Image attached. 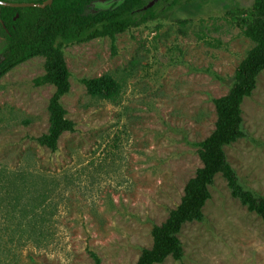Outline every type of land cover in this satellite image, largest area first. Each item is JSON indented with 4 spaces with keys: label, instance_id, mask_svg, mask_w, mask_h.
Returning a JSON list of instances; mask_svg holds the SVG:
<instances>
[{
    "label": "rangeland",
    "instance_id": "1",
    "mask_svg": "<svg viewBox=\"0 0 264 264\" xmlns=\"http://www.w3.org/2000/svg\"><path fill=\"white\" fill-rule=\"evenodd\" d=\"M107 1L94 8H108ZM253 3L154 1L156 18L117 35L116 55L109 38L58 40L71 74L61 103L75 132L62 135L55 153L36 142L49 130L54 93L33 86L44 58L0 80V264H94L91 254L101 264L137 263L153 245V227L177 208L202 168L194 144L214 131L212 101L228 94L253 47L242 34ZM7 44L0 20V55ZM103 75L122 88L114 102L91 97L82 84ZM242 112L249 138L224 151L242 185L263 197L264 72ZM210 194L205 222L181 229L183 263L264 264V222L220 175Z\"/></svg>",
    "mask_w": 264,
    "mask_h": 264
},
{
    "label": "trees",
    "instance_id": "2",
    "mask_svg": "<svg viewBox=\"0 0 264 264\" xmlns=\"http://www.w3.org/2000/svg\"><path fill=\"white\" fill-rule=\"evenodd\" d=\"M96 1L99 0H53L44 9L0 6V20L8 33L7 47L0 55V80L31 59L44 58V75L36 78L33 86H51L54 93L48 104L49 130L36 142L53 153L63 134L75 132V125L66 118L61 103L70 92L71 74L58 40L82 43L109 38L112 54L116 55L117 35L156 18L154 7L147 6L157 0H124L105 10H96L93 7ZM244 25L242 34L253 47L236 68L228 94L212 101L217 115L215 129L203 142L194 144L202 168L187 182L177 208L164 223L153 227V245L141 252L136 264H163L168 258L184 264L181 229L185 224L205 222L203 209L211 198L210 187L219 175L226 181L232 197L264 222V196L242 185L224 151L236 141L249 138L243 129L242 104L252 96L258 77L264 72V0H254L252 17ZM82 84L91 97L110 102L116 101L122 91L109 75L86 79ZM91 255L94 264H101L97 256Z\"/></svg>",
    "mask_w": 264,
    "mask_h": 264
},
{
    "label": "water",
    "instance_id": "3",
    "mask_svg": "<svg viewBox=\"0 0 264 264\" xmlns=\"http://www.w3.org/2000/svg\"><path fill=\"white\" fill-rule=\"evenodd\" d=\"M124 0H110V2L106 3L104 5H107L108 8H110V6L113 4V3H117V4H120L122 3ZM53 0H47L46 2H44L43 4H7V3H0L1 6H4V7H10V8H40V9H44L45 7L47 6H50L52 4ZM99 2V1H98ZM98 2H95L93 4V7H95L94 5H98ZM101 4V2H100ZM98 7V6H97ZM96 7V8H97ZM151 6L148 5L147 8H149ZM108 8H105V9H108ZM105 9H99V10H105Z\"/></svg>",
    "mask_w": 264,
    "mask_h": 264
},
{
    "label": "flooded vegetation",
    "instance_id": "4",
    "mask_svg": "<svg viewBox=\"0 0 264 264\" xmlns=\"http://www.w3.org/2000/svg\"><path fill=\"white\" fill-rule=\"evenodd\" d=\"M99 1H100V0H99ZM96 2H98V1H96ZM108 2H110V0H109V1H107V3H108ZM94 3H95V2H94ZM94 3H93V4H94ZM114 4H115V3H113L112 5H114Z\"/></svg>",
    "mask_w": 264,
    "mask_h": 264
}]
</instances>
